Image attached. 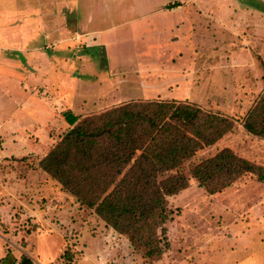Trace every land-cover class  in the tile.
Instances as JSON below:
<instances>
[{"label":"rangeland","instance_id":"1","mask_svg":"<svg viewBox=\"0 0 264 264\" xmlns=\"http://www.w3.org/2000/svg\"><path fill=\"white\" fill-rule=\"evenodd\" d=\"M78 1L0 0V264H264V183L255 173L213 195L189 177L167 200L171 247L152 262L36 168L70 129L67 112L176 100L233 123L185 172L224 148L264 169V139L242 127L264 88V0H195L189 10L200 18L190 21L164 16L179 10L169 5L188 8L178 0ZM25 31L38 34L17 52Z\"/></svg>","mask_w":264,"mask_h":264},{"label":"trees","instance_id":"2","mask_svg":"<svg viewBox=\"0 0 264 264\" xmlns=\"http://www.w3.org/2000/svg\"><path fill=\"white\" fill-rule=\"evenodd\" d=\"M64 118L70 129L36 168L152 262L171 247L173 214L167 200L188 188L189 177L209 195L246 174L255 173L264 183V169L227 148L184 171L186 161L214 145L233 125L228 117L195 104L131 101L80 118L67 112ZM242 127L264 139V88Z\"/></svg>","mask_w":264,"mask_h":264},{"label":"crops","instance_id":"3","mask_svg":"<svg viewBox=\"0 0 264 264\" xmlns=\"http://www.w3.org/2000/svg\"><path fill=\"white\" fill-rule=\"evenodd\" d=\"M74 1H76V0H65V4L66 5H72L73 4V2ZM78 1V0H77ZM167 0H162V2L159 4V5H161V4H163L164 2H166ZM79 2V1H78ZM179 4H181L182 5V3H187V7L188 8H183V6H179L178 4H177V6L176 7H174L175 9H179V10H175L174 12H175V14L174 15H164V16H171V18H173V17H177V16H180V15H182V16H184L186 19H188L189 21L190 20H193V18H195L196 16L197 17H199L200 18V14H198V13H196L195 11H193V10H189V9H192L193 8V6L192 7H189V5H194L195 4V0H178L177 1ZM75 3V2H74ZM79 10H80V8H79ZM71 11H72V6H71ZM158 13H160V14H164L163 12H158ZM71 14H72V12H71ZM196 14V15H195ZM77 15H79V16H82L81 15V11H79L78 12V14ZM181 16V17H182ZM85 18V17H84ZM171 24H172V27H175V28H178L180 25L182 26V22H179L178 20L177 21H175V20H172L171 21ZM190 24V26L191 27H196L197 25H198V23L197 24H195V23H193V21L192 22H190V23H187V24H185L184 25V27L185 26H188ZM35 32V31H34ZM38 31H36L35 33H37ZM32 33H33V31H32ZM35 33L34 34H29L28 32H24V35L26 36L27 35V37L26 38H24V40H26L27 39V42H25L24 43V41H20V39H19V37H18V43L19 44H22V45H19L18 47L16 46L15 47V49L14 50H16L17 52H23V51H27L26 49H25V46L27 47V45H28V41H31L32 42V39H31V35L32 36H34L35 35ZM7 35L8 33H6L4 30H3V35ZM38 34V33H37ZM87 34V33H86ZM85 34V35H86ZM80 36V35H79ZM4 37H6V39L5 40H3L4 42L6 41V43H10V42H12L10 39H8V37L7 36H4ZM29 37H30V40H29ZM4 39V38H3ZM70 40V39H69ZM30 42V43H31ZM69 42L70 41H68L67 42V44H69ZM24 43V44H23ZM6 46L8 45V44H5ZM18 45V44H17ZM155 45V46H154ZM153 46H152V44H150L149 46H152V49H156V50H159V51H163V48H162V46L161 45H157V43L156 44H154ZM155 47V48H154ZM39 49H41L40 47H39V45L38 46H35V47H33V48H30L28 51H30V52H33L34 53V51H39ZM165 51H166V49H165ZM52 62V61H51ZM50 62V63H51ZM49 63V65H51Z\"/></svg>","mask_w":264,"mask_h":264},{"label":"water","instance_id":"4","mask_svg":"<svg viewBox=\"0 0 264 264\" xmlns=\"http://www.w3.org/2000/svg\"><path fill=\"white\" fill-rule=\"evenodd\" d=\"M20 264H33V263L27 258H22Z\"/></svg>","mask_w":264,"mask_h":264}]
</instances>
